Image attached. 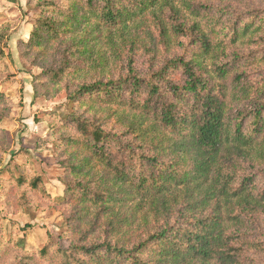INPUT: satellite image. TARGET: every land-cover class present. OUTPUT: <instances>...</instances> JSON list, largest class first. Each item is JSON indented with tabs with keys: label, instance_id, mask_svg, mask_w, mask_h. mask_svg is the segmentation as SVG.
<instances>
[{
	"label": "trees",
	"instance_id": "1",
	"mask_svg": "<svg viewBox=\"0 0 264 264\" xmlns=\"http://www.w3.org/2000/svg\"><path fill=\"white\" fill-rule=\"evenodd\" d=\"M44 5L47 12L30 39L80 29L87 37L76 57L77 42L76 50L63 54L61 66L44 67L41 74L57 82L69 69L84 70L69 99L87 96L91 109L104 106L105 119L116 117L122 128L108 130L94 114H69L75 131L59 139L80 155L68 164L83 175L65 181V191L97 208L90 222L102 225L105 235L89 239L84 232L58 248L60 264H259L243 253L249 229L264 222V82L240 72L228 83L226 78L240 65L264 62V16L256 11L248 16L254 21L238 16L222 24L209 15L215 13L212 6L199 0ZM184 9L194 16L191 22ZM94 33L103 38L96 50ZM178 38L187 45L171 52ZM240 42L255 47L231 55ZM158 44L165 50L161 65ZM138 55L149 58L146 75L134 66ZM115 62L117 71L111 70ZM93 71L101 75L88 80ZM177 71L180 80H172ZM124 138L135 142L122 144ZM39 183L37 176L29 185L36 189ZM138 214L143 226H152L132 242L114 241L136 224Z\"/></svg>",
	"mask_w": 264,
	"mask_h": 264
},
{
	"label": "rangeland",
	"instance_id": "2",
	"mask_svg": "<svg viewBox=\"0 0 264 264\" xmlns=\"http://www.w3.org/2000/svg\"><path fill=\"white\" fill-rule=\"evenodd\" d=\"M52 1H55L56 6L69 2ZM199 1L212 6L216 15H209L219 18L222 24L231 23L238 16L243 20L250 19V13L256 11L264 16V0ZM48 2L50 0H0V34L3 33L0 38L3 52L0 58V264H60L55 255L58 248L68 247L84 232L89 239L97 236L101 239L105 235L102 225L99 227L90 222L97 208L89 203L79 204L65 191L64 182H76L83 173L71 171L69 161L76 164L80 155L75 153L74 148L67 147L66 142L59 137L74 133L76 127L69 117L72 112L84 116L94 114L104 122L106 129L116 133H121L122 128L115 122L116 117L105 119L107 112H102L104 106L96 111L91 109L87 96L69 99V93L77 83L83 81L78 73L84 70L72 72L69 69L71 73L57 82L41 74L44 67L61 66L63 54L68 56L70 51L76 50L77 42L80 47L74 52L73 58L76 57L82 48L80 43L87 37V33L80 29L63 33L60 38L44 35L43 41L30 39L37 19L47 12L44 4ZM182 11L188 22L194 19L189 9ZM203 22L209 23L207 19H203ZM146 25L155 31L154 24L147 22ZM3 27H6L4 31ZM95 33L94 36H97ZM102 40L101 35L96 37L93 42L95 50L100 47ZM176 40L170 50L181 53L183 44L187 45V39ZM250 47L255 45L240 42L229 52L232 55ZM155 49L160 52L156 64L161 65L165 50L161 44ZM148 59L143 55L134 57V66L142 75H146ZM255 62L240 65L242 67L239 69L233 68L226 78L227 83L235 72L248 74L263 83L264 62ZM116 64L112 63L111 70L117 71ZM94 75L99 77L100 71L89 73L87 79ZM171 76L175 81L181 77L178 71ZM125 141L135 142L134 139L124 138L122 144ZM37 176L40 183L33 189L29 182ZM20 179L25 181L21 183ZM140 214L136 224L114 241L132 242L133 238L143 234L145 228L152 226L146 222L143 226ZM105 218L103 214L99 220ZM151 220L153 217L150 215ZM250 230L252 235L248 237L243 256L264 264V222L248 232ZM43 249L48 253L42 254Z\"/></svg>",
	"mask_w": 264,
	"mask_h": 264
}]
</instances>
